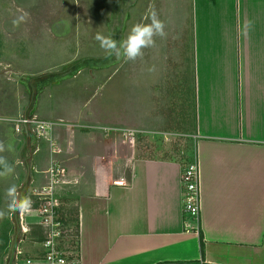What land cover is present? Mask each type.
<instances>
[{
  "label": "crops",
  "instance_id": "crops-1",
  "mask_svg": "<svg viewBox=\"0 0 264 264\" xmlns=\"http://www.w3.org/2000/svg\"><path fill=\"white\" fill-rule=\"evenodd\" d=\"M36 1L19 0L25 7L11 20L19 16L21 24L11 33L17 47L40 58L26 50L0 60V123L12 126L6 157L19 198L37 207L34 191L47 185L48 169L54 162L65 168L56 203L60 219L79 233L81 264H264V0ZM43 11L46 19L32 24ZM152 13L166 35L154 37L142 58L117 59L101 48L97 34L126 39ZM162 48L172 64L161 65ZM182 63L195 82V107L193 99V122L178 128L170 123L175 102H184ZM116 72L128 83L120 106L99 98ZM156 105L171 114L160 120ZM25 116L53 125L44 134L31 127L18 134L14 120ZM105 129L138 134L124 141ZM178 134L195 144L189 163L162 156L154 143L157 135ZM196 160L199 220L184 215L181 181ZM14 221L7 255L21 233ZM38 221L28 217L27 240L43 238Z\"/></svg>",
  "mask_w": 264,
  "mask_h": 264
},
{
  "label": "built area",
  "instance_id": "built-area-1",
  "mask_svg": "<svg viewBox=\"0 0 264 264\" xmlns=\"http://www.w3.org/2000/svg\"><path fill=\"white\" fill-rule=\"evenodd\" d=\"M15 131L18 134L23 132L24 127H31L36 134H44L52 127V123L41 121L37 117H20L14 120ZM106 131L119 132L124 141L134 139L138 130L134 129H105ZM54 147V145L51 144ZM58 147L54 153L58 152ZM48 183L39 189H35L34 195L38 198L37 207L21 213H12L17 218L21 233L18 235L16 245L7 255V260L13 264H81L79 253V233L76 229L64 224L60 219L57 203V190L66 183L67 171L65 168L54 162L47 171ZM184 215L191 219L199 220L201 217V174L198 161L188 164L182 171L181 176ZM35 213L39 225L43 229L41 241H29L26 235L30 232L28 217ZM189 231H198L192 228ZM27 241L33 246L29 251L26 247ZM10 251V250H9Z\"/></svg>",
  "mask_w": 264,
  "mask_h": 264
},
{
  "label": "rangeland",
  "instance_id": "rangeland-1",
  "mask_svg": "<svg viewBox=\"0 0 264 264\" xmlns=\"http://www.w3.org/2000/svg\"><path fill=\"white\" fill-rule=\"evenodd\" d=\"M48 1L50 2V0H48ZM36 2L37 3L39 2V5L43 4V0L42 1L37 0ZM49 2H45V3L48 4ZM18 4H19V0H0V60L6 59L8 53L9 54L14 53V55H20V56L25 57L23 54H24V52H26V50H27V56L29 55V57L35 56L37 58H40V57H38L39 51L31 52V49H27L26 47L25 48L17 47L15 44V37L12 35L11 29H12V26L14 24L20 25L21 21L18 20V19H20V17L17 16L18 19H15V21L12 23L11 17H12L13 13H19V9L17 7H20V6ZM21 6L22 7H20V8L25 7L22 4H21ZM40 7H43V6H40ZM46 7H48V5H46ZM43 13H44V11L42 13H40L38 16L32 18V20H33L32 24H37L39 21L41 22L42 19H46L45 15H42ZM16 15H18V14H16ZM20 42L23 43V45L24 44L30 45V42H28V41L26 42L22 38L20 39ZM13 44H15V45L11 49L10 47H12ZM27 45H25V46H27ZM161 53L163 54V55H161V58L159 59V61H161L160 62L161 65H165V63H167V62L169 64H172L170 62V59L165 55V51L163 48L161 49ZM50 59H53V58H50ZM189 65L190 64H187V66H189ZM191 65H190V68H191V72H192ZM176 66H178V65H176ZM180 66H183V69L181 71L183 72V75H182V92L184 94V102H182L183 106H181L178 103V101L175 102V107H176V112H175V116H174L175 119L171 121L172 123H170L171 125L172 124H176V126L178 125V128L180 127L179 125H181V122L183 120L186 121L187 125H189L193 122V119H190L192 117V113H191L192 109L191 108L193 105V99H194V107H195V91H194L195 82H194V80L191 79L190 70L188 71L186 69V65L182 63L179 65V67ZM151 68H153V67H151ZM118 69H119V66H118ZM2 83H3V81H2ZM126 83H127V81L125 80V77L120 72L114 73L112 75V77L109 79L108 83L105 86H103L102 89L100 90L99 98L104 99V100L105 99L111 100L113 102V104H117L118 106H120L121 101L124 102V99L126 98L124 93H122L123 97L121 94V92L124 89V85ZM127 86H128V83H127ZM0 87L2 89L6 88L2 84ZM133 87L134 86L130 83L129 93H131ZM131 98L134 100L137 99V93H136L135 89L132 91ZM122 104H123V106L125 105L124 103H122ZM163 104H164V102L161 101L159 104V108H162ZM134 105H137V103L135 102ZM184 105H185L186 112L188 114L185 119H184V117H185L184 116ZM171 106H172V103H171ZM159 108L156 105L155 109L157 112V116H158V118H160V120L161 119L165 120L166 115L171 114V112H168V111L163 112L161 110L157 111V109H159ZM150 110L152 111V109H150ZM151 114H152V112H151ZM155 115H156V113H155ZM182 117H183V119L181 120ZM4 140H7V142L4 143L5 151L3 153H0V156H3L7 160V162L10 164V159L6 156L11 155V152L8 150V145L9 144L12 145V126L10 124H7V123H0V142H2ZM191 140H193V139H191L190 137H185V135H180V134L175 135V136H167V137H165L164 135H157V138H155L154 143H155V145H158L159 149L162 151V156L169 157V158H175L176 157L181 162H188L189 163L192 161V159H194L193 157L195 154V152H194L195 151V144ZM0 171H3L2 167H0ZM11 185H12V175L11 174L4 176V177H0V211H4L6 213L5 217L3 219H0V247L2 246L1 239L6 232V230H5L6 227L9 228L8 231H9V234H11L13 229H14V223H15L14 220L15 219L17 220V218L15 216H12V214H11V218H9L8 214H7L8 205L10 203V197H6L7 195H5V194H6L7 189ZM27 243H29V242L27 241ZM28 245L30 246V244H28ZM7 254H3V252L1 253L0 264H13V263H11V261H9V259L7 260V258L5 257V256H7Z\"/></svg>",
  "mask_w": 264,
  "mask_h": 264
},
{
  "label": "clouds",
  "instance_id": "clouds-1",
  "mask_svg": "<svg viewBox=\"0 0 264 264\" xmlns=\"http://www.w3.org/2000/svg\"><path fill=\"white\" fill-rule=\"evenodd\" d=\"M150 19V23L133 25L126 39L117 41L111 35L104 36L101 34H97L96 39L100 42L101 48L105 49L109 55H114L117 59L123 56L128 60L135 61L137 58L143 57V49L155 46L154 37L163 38L166 35L165 24L157 18L155 13L151 14ZM251 24V21L247 22L246 28H250ZM8 150H12L11 144L8 145ZM4 151L5 145L0 142V153ZM0 167L3 168V171H0V177L10 175L14 171L13 166L3 156H0ZM6 195L11 198L7 210L9 218H11L12 213L17 211L25 213L30 209L31 200L27 197L19 198L16 185H11L7 189ZM5 215L4 211H0V219H3Z\"/></svg>",
  "mask_w": 264,
  "mask_h": 264
},
{
  "label": "trees",
  "instance_id": "trees-1",
  "mask_svg": "<svg viewBox=\"0 0 264 264\" xmlns=\"http://www.w3.org/2000/svg\"><path fill=\"white\" fill-rule=\"evenodd\" d=\"M8 227H6V232H5V234H4V236L2 237V239H1V244H2V246L0 247V255H1V253L3 252V254H5V252H7V250H6V248H7V245H8V243H9V240H10V238H9V231H8ZM201 244H202V250L204 251V240H203V237H202V239H201ZM6 250V251H5ZM176 264H183V263H176ZM188 264H197V263H188Z\"/></svg>",
  "mask_w": 264,
  "mask_h": 264
},
{
  "label": "water",
  "instance_id": "water-1",
  "mask_svg": "<svg viewBox=\"0 0 264 264\" xmlns=\"http://www.w3.org/2000/svg\"><path fill=\"white\" fill-rule=\"evenodd\" d=\"M6 75H8V76H9L11 79H13V80H16V81H23V80H21V79H22L21 75H19V74L16 73V72L7 71V72H6Z\"/></svg>",
  "mask_w": 264,
  "mask_h": 264
}]
</instances>
